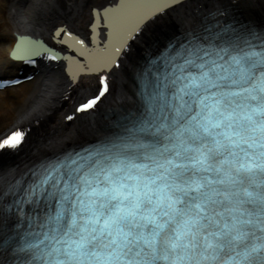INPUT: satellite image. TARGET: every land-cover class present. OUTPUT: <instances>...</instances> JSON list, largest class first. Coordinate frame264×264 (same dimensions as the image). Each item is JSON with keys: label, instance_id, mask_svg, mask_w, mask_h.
Returning a JSON list of instances; mask_svg holds the SVG:
<instances>
[{"label": "snow or ice", "instance_id": "obj_1", "mask_svg": "<svg viewBox=\"0 0 264 264\" xmlns=\"http://www.w3.org/2000/svg\"><path fill=\"white\" fill-rule=\"evenodd\" d=\"M154 8L130 0L105 20L110 61ZM163 51L142 78L143 107L112 121L121 135L34 164L12 188L10 207L32 225L17 236L0 216L16 264H264V29L225 25L203 43L184 31ZM102 93L100 75L75 108ZM21 135L0 137V151Z\"/></svg>", "mask_w": 264, "mask_h": 264}, {"label": "bare ground", "instance_id": "obj_2", "mask_svg": "<svg viewBox=\"0 0 264 264\" xmlns=\"http://www.w3.org/2000/svg\"><path fill=\"white\" fill-rule=\"evenodd\" d=\"M129 2L130 0H0V70L5 65L13 69L8 53L15 37L24 33L42 36L54 49L61 50L65 57L74 56L66 57L70 63L69 73L64 70V61L54 71L40 75L38 73L31 81L0 94V136L13 125L47 117L46 113L55 107L57 97L61 99L68 94L66 74H74L83 69L77 58L85 60V65L91 70L99 68L101 50L98 49L108 47L105 36L107 32H103L102 28L97 38L89 35L93 23L91 12L96 8L106 17L117 16L121 12L120 6ZM153 2L155 4L156 0ZM139 11L129 10V15H136ZM57 27L60 29L54 35L53 29ZM83 39L90 44L91 49H86Z\"/></svg>", "mask_w": 264, "mask_h": 264}, {"label": "water", "instance_id": "obj_3", "mask_svg": "<svg viewBox=\"0 0 264 264\" xmlns=\"http://www.w3.org/2000/svg\"><path fill=\"white\" fill-rule=\"evenodd\" d=\"M96 16V15H95Z\"/></svg>", "mask_w": 264, "mask_h": 264}]
</instances>
